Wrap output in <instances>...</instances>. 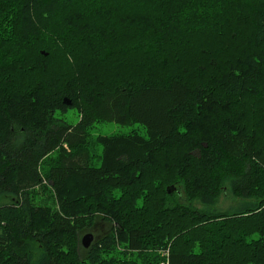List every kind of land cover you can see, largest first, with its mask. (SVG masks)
Listing matches in <instances>:
<instances>
[{
	"label": "trees",
	"instance_id": "obj_1",
	"mask_svg": "<svg viewBox=\"0 0 264 264\" xmlns=\"http://www.w3.org/2000/svg\"><path fill=\"white\" fill-rule=\"evenodd\" d=\"M0 264H264V0H0Z\"/></svg>",
	"mask_w": 264,
	"mask_h": 264
},
{
	"label": "rangeland",
	"instance_id": "obj_2",
	"mask_svg": "<svg viewBox=\"0 0 264 264\" xmlns=\"http://www.w3.org/2000/svg\"><path fill=\"white\" fill-rule=\"evenodd\" d=\"M67 119L71 123H76L78 120V112L74 111V110H69V112L67 113ZM134 129H136L140 132L144 131L143 126L139 123H134V124L126 126V125L118 124L116 122L106 121V122H100V123L95 124L94 128L91 130V135H92V137H96L98 135H111V134H115V133H127V132H130L131 130H134ZM37 190H42V189L37 188ZM176 190H177V187H176ZM229 197H226V196L220 197V200H219V203L217 204V206L219 208H222V209H227L230 205H235L237 203V201L234 200L233 198H229ZM197 206L201 207L202 205L197 204ZM98 223L99 224H97L94 229L87 230L84 233H82V236H81V253L82 254H84V250L89 249L95 241L99 240L103 236V234L105 233V228H107V229L109 228V225H107L105 222H103V220H99ZM88 233H92L94 238H93V241L91 242V244L89 245V247L85 248L83 243H82V238ZM161 254H162V256H164L163 254H165V253L163 252ZM116 255L121 260H126L128 258L121 253H116Z\"/></svg>",
	"mask_w": 264,
	"mask_h": 264
},
{
	"label": "water",
	"instance_id": "obj_3",
	"mask_svg": "<svg viewBox=\"0 0 264 264\" xmlns=\"http://www.w3.org/2000/svg\"><path fill=\"white\" fill-rule=\"evenodd\" d=\"M44 53V52H43ZM46 54V53H44ZM67 105H71V100L65 98V101H64ZM176 190V187L174 185H170L167 187V192L169 194L173 193L174 191ZM93 234L92 233H88L86 234L83 238H82V243L84 245L85 248H88L89 245L91 244V242L93 241Z\"/></svg>",
	"mask_w": 264,
	"mask_h": 264
}]
</instances>
